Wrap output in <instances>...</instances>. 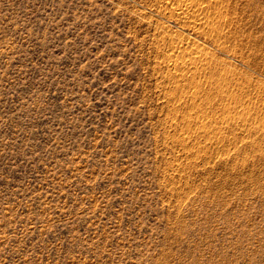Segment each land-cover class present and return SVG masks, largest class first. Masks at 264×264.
<instances>
[{"label": "rangeland", "instance_id": "374dc122", "mask_svg": "<svg viewBox=\"0 0 264 264\" xmlns=\"http://www.w3.org/2000/svg\"><path fill=\"white\" fill-rule=\"evenodd\" d=\"M165 1L0 0V264H264V0Z\"/></svg>", "mask_w": 264, "mask_h": 264}, {"label": "bare ground", "instance_id": "6f19581e", "mask_svg": "<svg viewBox=\"0 0 264 264\" xmlns=\"http://www.w3.org/2000/svg\"><path fill=\"white\" fill-rule=\"evenodd\" d=\"M203 2H207L208 6L212 5L210 8L214 12L221 14L220 8L224 3L222 0H214L212 4L210 3V1H206V0L199 1V3H203ZM164 3H166L167 5L169 4L172 5L171 13L175 16L178 22L186 21L187 18H190L191 16H193V21H190V26L192 28V31H199V30H202L203 28H207V29H210L211 31H214L216 34L221 33L222 23L220 22V19L215 20V17L204 15L203 14L204 10L201 7H197L190 2L174 3L172 2V0H166ZM227 3L228 2L226 1V5ZM187 45L188 47H187L186 52L183 55L184 57L193 55V57L192 56L191 57L194 59V64L197 63L196 60L202 61L203 59H205L204 53L200 51L201 50L200 48L203 45L200 44L197 40L193 39L192 41L187 42ZM173 47H175V45H173ZM169 62H171V60H169ZM172 62H173L172 64H174L175 67L188 66L190 64L186 60L178 61V59H175V58L174 60H172ZM191 97L193 98V94H191ZM257 129H258L257 126L255 127V129L253 128L254 131ZM257 131L259 132V130Z\"/></svg>", "mask_w": 264, "mask_h": 264}]
</instances>
